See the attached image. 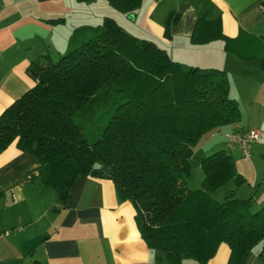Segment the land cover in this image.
<instances>
[{"label": "trees", "instance_id": "1", "mask_svg": "<svg viewBox=\"0 0 264 264\" xmlns=\"http://www.w3.org/2000/svg\"><path fill=\"white\" fill-rule=\"evenodd\" d=\"M106 1L120 12L141 3ZM178 15L168 14L164 34ZM77 32L56 57L46 51L27 64L33 83L0 113V151L14 142L34 155L42 181L62 203L79 175L111 179L118 197L133 205L147 247L165 253L131 264H206L220 242L229 247L226 264H245L256 245L264 261V202L252 210L253 196L238 197L235 187L220 200L211 195L230 180L244 181L230 152L203 155L201 186L185 184L198 140L240 118L227 72L173 59L111 15ZM216 38L264 68L261 35L240 28L228 36L219 16L197 18L190 41Z\"/></svg>", "mask_w": 264, "mask_h": 264}, {"label": "crops", "instance_id": "2", "mask_svg": "<svg viewBox=\"0 0 264 264\" xmlns=\"http://www.w3.org/2000/svg\"><path fill=\"white\" fill-rule=\"evenodd\" d=\"M171 11L179 15L166 35L165 19ZM104 15L154 41L173 59L227 72L230 94L240 108L235 130L254 127L261 135L250 143L249 155L235 161L244 181H230L224 191L235 187L238 197L252 195V204L259 208L264 202V68L225 50L221 38L196 44L190 34L197 18L219 16L228 36L242 28L264 38V0H141L129 12L116 10L106 0H0V113L33 83L26 72L30 60L46 51L52 57L63 52L75 28L80 32L97 25ZM56 17L63 19L47 20ZM209 133L207 140L216 134ZM207 145L200 144L205 154L220 148ZM228 149L242 155L237 147ZM257 250L254 247L245 264H264ZM228 254V245L220 242L206 264H226ZM158 255L140 236L133 205L118 197L111 179L79 175L62 203L57 191L42 181L34 155L14 142L0 151V264H131Z\"/></svg>", "mask_w": 264, "mask_h": 264}, {"label": "rangeland", "instance_id": "3", "mask_svg": "<svg viewBox=\"0 0 264 264\" xmlns=\"http://www.w3.org/2000/svg\"><path fill=\"white\" fill-rule=\"evenodd\" d=\"M57 53H55V55L53 54L54 57H56ZM224 130V129H223ZM226 130V129H225ZM208 134V133H207ZM207 134H205L204 136H202L198 142L194 145L193 147V151L192 154L189 157V165H190V170L189 173L185 175V184L188 188H196V187H200L201 186V180H202V176H203V172L202 169L200 167V159L203 155H205V151L204 149H201L200 144L205 141L207 142L209 145H214L217 144L218 147L220 148H224L226 151H230L223 143V141L225 140L226 136L223 132H221L220 130H218L216 132V134L210 135L209 140H207L206 136ZM210 134V133H209ZM209 145H207V147H209ZM252 145V144H251ZM251 145H249V148L251 147ZM216 148V147H215ZM217 149V148H216ZM215 149V150H216ZM233 155L234 158V162L236 160H241L242 158H245V155H241L239 154V152L237 150H233L230 151ZM232 181V180H230ZM227 182L219 187H217L215 190L212 191L211 195L220 200L223 198L224 195V189L225 186L228 185L231 182ZM258 207H255L254 204H252L251 209H257ZM258 245H256L257 247ZM158 253H160V255L162 256V258H165V253L162 250H157Z\"/></svg>", "mask_w": 264, "mask_h": 264}, {"label": "built area", "instance_id": "4", "mask_svg": "<svg viewBox=\"0 0 264 264\" xmlns=\"http://www.w3.org/2000/svg\"><path fill=\"white\" fill-rule=\"evenodd\" d=\"M228 129L227 130H220L223 132L227 138L226 145L228 148L232 149L234 147H237L241 153L245 156L249 155L250 148L249 145L251 142L257 140L261 132L259 129L251 127L246 130H235L234 126L235 123H228L227 124ZM218 130L212 131V133L217 132Z\"/></svg>", "mask_w": 264, "mask_h": 264}]
</instances>
